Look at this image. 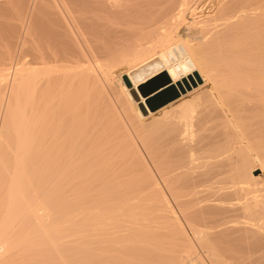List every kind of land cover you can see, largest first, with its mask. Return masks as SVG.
Returning a JSON list of instances; mask_svg holds the SVG:
<instances>
[{
  "label": "bare ground",
  "instance_id": "6f19581e",
  "mask_svg": "<svg viewBox=\"0 0 264 264\" xmlns=\"http://www.w3.org/2000/svg\"><path fill=\"white\" fill-rule=\"evenodd\" d=\"M85 1L76 2L81 13H27V20L23 17L17 23L2 13L12 0H0V176L4 175L8 194V203L2 200L7 207L0 213V264L20 251L25 240L16 239L15 231L22 224L31 229L26 233L31 235L28 241L43 243L44 250L39 246L36 251H43L53 264H201L162 186L181 208L212 264H264V196L250 186L256 176L249 170L240 172L243 168L238 164L247 155L239 163L232 159V153L248 151L243 152L245 145H264V4L222 0L225 4L219 3L214 12L224 10L221 18L189 16L184 35L174 46L181 57L175 60L168 49L161 54L163 64L153 55L159 52L166 26L177 24L191 7L202 12L208 2L176 0L162 10L142 0H89L87 5ZM139 56L150 60L132 70L139 74L134 80L128 65ZM115 77L119 88L113 97L107 90L113 88ZM162 89H173L177 96L149 110L146 97ZM189 94L174 105L175 113H170L172 108L162 110ZM205 98L209 108L221 109L222 103L228 111L225 115L219 110L224 114L221 118L216 115L222 122L219 130L210 127V131L205 124L212 123L215 115H207L211 121L206 122L202 115L200 126L201 115L198 118L196 113L193 120L195 107L202 106ZM158 110L167 123L172 118L178 121L172 122L176 125L168 140L172 162L159 173L162 186L143 167L147 175L137 177L139 187L129 192L133 185L117 186L127 169L115 158L125 152L122 142L131 137L124 136L129 127H143ZM238 119L247 122L241 131L236 129ZM194 122L198 123L195 132ZM204 127L212 133L206 135ZM110 135L116 141L104 140ZM192 138L197 140L193 145ZM194 156L206 162L195 163ZM223 166L225 171L219 173L233 168L240 180L218 187L213 185L216 180H203L209 170ZM231 177L234 181L238 176ZM49 190L57 192L53 195ZM139 191L160 193L157 207L150 211L138 207ZM49 198L61 218L56 213L52 228L47 225L54 219L50 224L46 220L51 211L46 209L52 205ZM233 212L243 219L233 224L222 221ZM205 220L211 224H199L202 229L191 224ZM169 221L184 241L181 248L174 249L167 235Z\"/></svg>",
  "mask_w": 264,
  "mask_h": 264
},
{
  "label": "rangeland",
  "instance_id": "374dc122",
  "mask_svg": "<svg viewBox=\"0 0 264 264\" xmlns=\"http://www.w3.org/2000/svg\"><path fill=\"white\" fill-rule=\"evenodd\" d=\"M74 1V2H73ZM87 1V2H86ZM85 2H86V5L87 4H90V2H89V0H86ZM143 1V3L144 4H146V2L147 1H150V3H153L152 4V6L154 5V8H160V9H162L163 10V8H165V7H170V6H172V5H174L175 3H176V0H175V2H174V0H142ZM194 1H196V0H193V1H191V3H193ZM198 2H200V1H205V2H208V4H207V7L202 11V12H195L194 11V7H191L190 8V10H189V12H188V15H187V13H185V15H184V17L179 21V22H177V24H175V25H173V24H168L166 27L168 28H166L165 29V31H164V34H165V37H164V40L159 44V52L157 53V54H155V55H153V58L154 57H159L160 58V60H161V62L163 63L164 61H163V59L161 58V54L163 53V52H165L166 50H168L169 49V52H170V54H171V56L176 60V59H178V58H180L181 56H180V53H178L177 52V49L174 47L179 41H180V37H182L183 35H184V31H185V28H186V24H187V21L189 20V18L190 17H196L195 19H197V18H201V17H204V16H207V15H214L215 17H217L218 18V16L221 18L222 16H223V12H224V10L222 11V12H219V13H214V12H216V9L218 8V6L220 5L219 3H222V5L223 4H225V3H230V2H232L233 0H223V1H225V3L224 2H222V0H212V1H210V0H197ZM196 1V2H197ZM238 1H243V0H234V2H237L238 3ZM254 1V0H253ZM259 1V2H258ZM260 1H261V4L263 5L264 4V0L262 1V0H255L254 1V3L252 4V6H254L255 5V7L257 6V7H259L257 4H260ZM17 2V3H16ZM19 1H16V0H12V3H10L9 5H7V9H6V11L4 10V9H2V10H4V12H2V13H8V15L9 16H11L12 18H13V21L14 22H17V23H21V21H20V19L22 20L23 19V17L27 20V17L25 16L27 13H81V11H79L80 10V7H79V5L77 4L78 3V0H23V3L22 4H20V2L18 3ZM77 2V3H76ZM240 2V3H241ZM263 2V3H262ZM15 4V5H14ZM19 5V6H18ZM24 6V7H23ZM58 9V10H57ZM225 9V8H224ZM227 10V9H226ZM229 12V11H228ZM1 13V12H0ZM221 14V15H220ZM22 16V17H21ZM190 16V17H189ZM21 17V18H20ZM185 18V19H184ZM187 20V21H186ZM170 25V26H169ZM170 27V28H169ZM160 30V29H159ZM158 30V31H159ZM169 30H170V32H169ZM167 33V34H166ZM26 36L28 37H26V40H27V42H26V45H29V36H28V34H26ZM178 48L180 49V51H181V47H179L178 46ZM150 60V59H149ZM148 59H146V56H139V57H137V58H135L133 61H130L129 62V65H128V67H129V73L134 69V68H136L137 66H139V65H141V64H143V63H145V62H147V61H149ZM157 60V59H156ZM170 61V60H169ZM157 63H159V62H157ZM169 63H171V62H169ZM164 64V63H163ZM154 65H156V63L154 64ZM164 67H167V66H165L164 65ZM124 69V67L123 68H121L119 71H118V73L120 72V71H124L123 70ZM179 70V69H178ZM176 71V74H179V71ZM131 74H132V78L134 79V80H137L138 78H139V74H138V71H136V70H134V71H132L131 72ZM174 75H175V73H174ZM130 76V75H129ZM115 79H117L116 77L115 78H113L112 79V89H109V90H107V91H110V93H111V95H109V96H112V93H113V97H114V95L115 94H117V91H118V89L117 88H119V81H117V80H115ZM125 79V78H124ZM130 79H131V77H130ZM126 84H128L129 85V83L127 82V79H126ZM116 85V86H115ZM207 88H212V85L211 84H208L207 85ZM115 89H116V91H115ZM112 90H114V92H112ZM139 92V91H138ZM108 93V92H107ZM110 93H108V94H110ZM133 93V92H132ZM188 97H191V94H189V95H187L186 97H182L181 99H178V100H176V101H174L173 102V104L171 105V106H166V107H164V109H162V110H165V109H168V111H170L169 109L170 108H172V109H174L173 111H172V109H171V112L170 113H175V111H177L178 109H176L177 107L176 106H174V105H177V104H179L181 101H183V100H185V99H187ZM205 100H206V98H205ZM203 101V103H206L205 105H203V103H202V106H196L195 107V113L193 112V114H195V116H193L194 118H193V120H195V118H196V115L198 116V118H199V116L201 115V117L202 118H197L198 119V121H200L199 122V126H200V123H201V120L203 119V116H207V115H212V116H210L209 115V117L211 118V117H213L214 115H215V117H213V119H214V121H215V119L216 118H218L219 119V117H217L216 115H218V114H220V112L221 111H219V110H221L222 109V112H224V114L225 115H228V111H227V109H226V107H224V105L221 103V105H220V107L219 108H221V109H218V108H213L212 106V108H209L210 106H207V100H206V102L204 101V100H202ZM209 105V104H208ZM222 106V107H221ZM176 107V108H175ZM216 109V110H215ZM226 109V110H225ZM162 110H158V111H156L153 115H150L148 118H146L145 119V122L147 123V124H145L144 123V125H142L143 127H133V128H130L129 127V129L127 130L128 131V133L127 132H125L124 133V136L125 137H127V135L128 136H131V137H128V139H126L125 140V138L123 139L124 141L122 142V144L123 143H125L124 145H125V148L127 149V150H125V148L123 147V151H125L124 152V154H121V153H119V152H121L120 150H119V152H117V153H119L118 155L119 156H117L116 158H115V163L117 162L118 164L117 165H121V166H123L124 164V166L126 167V171H127V175H126V172H125V176L124 177H126V178H124V177H122L121 178V181L119 182V184H117V186H123V187H125L124 185L126 184V183H128L127 184V187L126 188H128V187H130V185H133V186H131L130 188H128L129 190V192L130 191H132V189H133V191H135L136 192V190H135V187L139 184V182H138V180L140 181V179H142L143 177L142 176H144L143 174H145L146 173V175H147V172L149 171V173H151V177H153V179H155V180H158L157 182L158 183H160L161 184V182H160V180L158 179V176H160V174L162 173V171H161V169L163 168H166L167 166H165L164 167V165L165 164H167V165H169V164H171V162H172V158H173V153H171L172 151H173V146H171L172 144H170V140H171V136H169L170 134H172L173 132V130H174V128H173V130H172V127H174L176 124H174V125H172L173 123L172 122H174V123H177L178 121H176V120H174V121H172L174 118H172V119H170L171 120V122L170 123H167L168 121H165L164 119H166V118H164V116H163V111ZM211 110V111H210ZM214 112H213V111ZM213 114H212V113ZM169 113V114H170ZM197 113V114H196ZM169 114H167V115H169ZM224 114H220V118H221V116L223 115L224 116ZM171 115V114H170ZM203 115V116H202ZM204 117V121L202 120V122H206L205 120H207L209 117H206L205 118ZM153 118H155L154 120H153ZM162 118H164L163 120H162ZM209 118V120L211 121V119ZM218 119H216V122H214V124H213V122L211 123L210 121H208V122H210V123H205L206 125H208V127L210 128V127H216L217 128V126L219 127V126H221V124L220 123H222V122H220V121H218ZM159 120V121H158ZM239 120V119H238ZM237 120V122L235 123L236 124V129H238V131H241L240 129H243L244 127H245V125L246 124H244V123H247L246 122V120H244L243 119V121H245L244 123H242V121L241 120H239L238 121ZM197 120L195 121V122H198ZM154 122H156V123H154ZM164 122V123H163ZM194 122V123H195ZM220 122V123H219ZM161 123V124H160ZM216 123H218V124H216ZM198 124V123H197ZM196 123H195V126L193 127L192 126V128L194 129V132H195V130L197 129L196 127V125H197ZM204 123L202 124V125H205ZM216 124V125H215ZM220 124V125H219ZM244 126H243V125ZM146 125V126H145ZM149 125V126H148ZM214 125V126H213ZM162 126V127H161ZM164 126H166V127H164ZM203 127V126H202ZM201 127V128H202ZM208 127H206V129L208 128ZM171 128V129H170ZM215 128V129H216ZM240 128V129H239ZM193 129H192V132H193ZM199 129H200V127H199ZM199 129H198V134H200L201 133V135L203 136L204 135V133L206 134V135H208V133H212V132H210V131H212L211 130V128L209 129L210 131L209 132H207V130L205 129V127H204V130L203 131H205L206 130V132H204V133H202V132H200L199 131ZM218 130L219 129H221V128H217ZM171 130V131H170ZM202 130V129H201ZM214 130V129H213ZM217 131V130H216ZM164 132V133H163ZM215 132V131H214ZM213 132V133H214ZM126 134V135H125ZM130 134V135H129ZM132 134V135H131ZM164 134V135H163ZM193 134H195V133H193ZM195 136V135H194ZM196 136H197V134H196ZM200 136V135H199ZM114 139V137H112V135H110V139ZM194 138V137H193ZM192 138V139H193ZM107 139H109V137L107 138ZM107 139H104L106 142H109V143H112V142H114V141H116L115 139L112 141H110V139L109 140H107ZM169 140V141H168ZM197 140H198V137H197ZM196 140V141H197ZM118 141V140H117ZM134 141V142H133ZM136 141V142H135ZM195 141V139H193L192 140V145H193V142ZM195 141V142H196ZM194 142V143H195ZM203 142V141H202ZM103 144H105V142L103 141L102 142ZM135 143V144H134ZM128 144V145H127ZM123 145V146H124ZM174 145V144H173ZM246 147H248V148H245L244 146H242V148L244 149L243 150V152L246 150V149H248V151L246 150L244 153H242V149H240L239 150V153L237 154L236 152H234V153H232V159H233V161H235L236 159V161L239 163V162H241L242 160H241V158L243 157V156H245V154L247 155V156H245L244 158H243V161L242 162H244V163H248V164H246V165H248V166H244L243 167V164H242V162L241 163H239L238 165H239V169L240 168H243V169H241L242 171H240V172H242L243 174H247L249 171H250V173H251V175L254 177V176H256V177H254V179L256 180V182H255V180L253 179V183L254 184H251L250 186H252L251 188H252V190L253 189H255L254 191H255V194H259L260 196L262 195V197L264 196V145H263V147L261 146V145H253V144H251V146L250 145H245ZM259 147V149H257V147ZM250 147H252L253 149H251ZM254 147H255V150H254ZM261 148V149H260ZM257 149V150H256ZM260 150V151H259ZM118 151V150H117ZM127 151V152H126ZM164 151V152H163ZM249 151H250V154H249ZM116 153V152H115ZM126 153V154H125ZM169 155H168V154ZM235 153H236V155H235ZM130 154V155H129ZM116 155V154H115ZM124 155V156H123ZM236 157H235V156ZM113 156H114V154H113ZM249 156V157H248ZM251 156V157H250ZM194 157H196V156H194ZM240 157V158H239ZM247 157L249 158L248 159V162H246L247 161ZM246 159V160H245ZM203 160V161H202ZM206 159H202V157H196L195 159H194V161L193 162H195V163H198V164H203V163H205L206 161H205ZM238 160H241V161H238ZM245 160V161H244ZM153 161H155L154 163H153ZM200 161V162H199ZM205 161V162H204ZM120 162H125V163H120ZM167 162V163H166ZM120 163V164H119ZM159 165V164H161V165H159L158 167H156V166H154V165ZM131 165V166H130ZM138 167V168H137ZM143 167H145V168H143ZM246 167V168H245ZM248 167V168H247ZM145 169V171H147V172H142L141 170H143V169ZM205 169L207 168L208 169V167H204ZM203 168V169H204ZM225 167L223 166V167H220V168H217V169H213V170H211V172H210V170L208 171L207 169H206V172L208 171L209 173H210V175H209V173L207 172L206 174H205V177L207 176V177H209V178H205V177H203V180H206V179H209V180H216L215 181V183L213 184V185H216V187H218V185H221L223 182H227V183H232V182H236L237 180H240V177H239V175H237L238 174V171H236L235 169H233V168H231L232 169V171H231V169L230 168H228V172H229V169H230V172H231V175H228V176H226V173L227 174H230V173H228V172H225V174H224V172H222V173H219V172H221V171H225V169H224ZM251 170H250V169ZM146 169H148V170H146ZM204 169V170H205ZM0 170H1V168H0ZM158 170L160 171V172H158ZM243 170H245V171H243ZM247 170H249V171H247ZM254 170H257L258 172L256 173V174H254ZM138 171V172H137ZM216 172V173H213V172ZM234 171V172H233ZM134 172H136V173H134ZM236 172V173H235ZM245 172V173H244ZM132 173H133V175H132ZM160 173V174H159ZM211 173H213V175L214 176H216V177H214ZM233 173H234V175H233ZM155 174V175H154ZM216 174H218V175H216ZM220 174H224L225 175V178L223 179V177H224V175L222 176V175H220ZM1 175H2V171H1ZM212 175V177H214V178H211L210 176ZM238 177H237V176ZM135 177L134 178V180H133V178H130V177ZM220 176H222L221 178H219ZM231 176H233V177H237L236 178V180L234 179V181H231V180H233V178L231 177ZM241 176V175H240ZM137 177H140V179L139 178H137ZM228 178V180H227V178ZM231 177V178H230ZM0 202H4V203H0V213H4V211H5V209L3 210V208L4 207H7L6 206V204H5V201H6V199H7V197H8V194H7V190H6V187L4 188V184H5V179H4V175L3 176H0ZM129 178V179H128ZM211 178V179H210ZM216 178V179H215ZM231 180H230V179ZM239 178V179H238ZM152 178H150L149 177V181L151 180ZM135 180H137V181H135ZM219 180V181H218ZM2 181H4V183L2 182ZM221 181V182H220ZM2 182V183H1ZM134 182H137V183H134ZM148 182V181H147ZM176 181L174 180V183H175ZM207 182V181H206ZM205 182V183H206ZM216 182H217V184H216ZM121 183V184H120ZM230 183V184H231ZM135 184V185H134ZM160 184H159V186H160ZM176 184V185H175ZM175 184H172V186L173 185H175V187L176 188H178V185L179 184H177V182L175 183ZM229 184V185H230ZM1 185H3V186H1ZM161 186H162V184H161ZM160 186V187H161ZM249 186V187H250ZM123 187H121V188H123ZM138 187H139V185H138ZM174 187V188H175ZM215 186H214V188L213 189H215L216 188ZM162 188H163V190H162ZM171 188H173V187H171ZM204 187H202V189H203ZM206 188V187H205ZM251 188H250V190H251ZM2 189H4V190H2ZM49 189H51V188H49ZM54 188L52 187V190H53ZM52 190L50 191L49 190V194H51V193H53V195L57 192V190H55V192L53 191L52 192ZM161 190H162V192L165 194V193H167V194H165V196H166V198H167V200L168 201H171V202H169V204H170V206H171V204L173 205V207L171 206V208L173 209V211L175 212V215L177 216V219H178V221L180 222V224H181V226H182V228H183V231H184V233H185V235H186V237H187V239H188V241H189V243L192 245V248H193V250H194V252H195V254L197 255V257H198V259H199V261L201 262V264H202V262H203V264H210L212 261H211V259L209 258V257H207V255L203 252V251H205V250H203V247L201 248L200 246V244H199V242L197 243V241L195 240L196 239V237L193 235V231H192V227H190V224H188V220H186V218H185V215L183 214V212L181 211V208L177 205V203L174 201V199L170 196V194L165 190V188L162 186L161 187ZM165 191V192H164ZM206 192V190H204L203 189V194H205V192ZM259 191V192H258ZM134 192V193H135ZM139 192H141V193H139V196H140V199H139V201H141V202H137L138 203V207L139 206H144V209L146 210V211H150V208H156L157 207V205H158V199H159V196H160V193H153V192H149V191H139ZM253 193V192H252ZM49 194H47L48 196H49ZM92 194H96V193H92ZM101 194H103V193H101ZM109 194V193H108ZM51 196L50 195V197H54V196ZM107 195V194H106ZM112 195H113V193H112ZM58 197H61L62 195H60L59 193H58V195H57ZM56 196V197H57ZM64 196V195H63ZM91 196V195H90ZM94 195H92V197H93ZM99 196V195H98ZM104 196V195H103ZM150 197V198H149ZM168 197H169V199H168ZM171 197V198H170ZM98 199H101V196H99V197H97ZM149 198V199H148ZM264 198V197H263ZM50 199V198H49ZM2 200H5V201H2ZM8 200V199H7ZM6 203H8V201H6ZM48 203L49 204H52V200L50 199V201H48ZM140 203H142V204H140ZM5 204V205H4ZM136 204V203H135ZM48 205V204H47ZM46 205V206H47ZM4 206V207H3ZM72 206V205H71ZM2 207V208H1ZM51 207V208H50ZM73 207H75V206H73ZM48 209H46L47 211L48 210H51L50 211V213H46L47 215H46V220L49 222L48 224H50V222H51V219H54V220H52V223L50 224V226H48L47 225V227H51V225H52V227L53 226H55V225H53L54 224V221H55V223H56V213H57V216H58V210H56L55 211V209H54V206H53V204L52 205H49V207H47ZM50 208V209H49ZM178 208V209H177ZM180 208V209H179ZM73 209V208H72ZM45 210V211H46ZM152 210V209H151ZM54 212V213H53ZM177 212V213H176ZM234 213V212H233ZM233 213H226L225 215H224V217H223V219H222V221H227L228 223L227 224H233L235 221H238V220H242L243 218L242 217H240V215L238 214H233ZM2 214H0V215H2ZM48 214H49V216H48ZM55 214V215H54ZM183 214V215H182ZM52 215H53V218H52ZM232 215V216H231ZM234 216V217H233ZM59 217V216H58ZM57 217V221H58V219L60 218H58ZM161 218V220H164V217L161 215L160 216ZM238 218V219H237ZM0 219H1V216H0ZM50 219V220H49ZM61 219V218H60ZM59 219V220H60ZM232 220V221H231ZM164 222V221H163ZM182 222V223H181ZM187 222V223H186ZM198 223V225H197V223ZM203 222V223H202ZM207 222H208V224H207ZM207 222H206V220H205V223H204V221H201V223H200V221H195L194 223L192 222L191 224H192V226H193V228L195 227L196 229H202L203 227L202 226H199V224H201V225H203V226H206V224H207V226H209V220H207ZM171 224L172 225V222L171 221H169V222H167V224ZM184 223V224H183ZM196 223V224H195ZM211 224V223H210ZM23 225V226H22ZM22 225H20L19 227H18V229H16V231H15V233L16 234H18V235H15V236H17V237H15L16 239H20V240H25V241H22L21 242V244L23 243V245H21V247L19 248V250L20 251H18V253L16 252V250L14 251V252H16V253H14L13 252V255H11L10 257H8L7 259H6V261L4 260V263H2V264H46L47 262H49V260H50V264L52 263H54V262H52L51 261V259L50 258H47L46 256H45V258H44V255H42V253H43V251H41V252H39L40 251V249L38 250V251H36L37 250V248H39V246L41 247V248H43L44 247V244L43 243H41V242H39L40 244H37V245H33L32 244V242L31 241H28V239L29 238H31V235H29V236H27L26 235V233H28V234H30L31 233V229H29V227L28 226H24V224H22ZM51 227V228H52ZM1 228V227H0ZM205 228V227H204ZM2 229V228H1ZM24 230H26V231H24ZM1 231V230H0ZM187 231V232H186ZM25 232V233H24ZM177 233H178V231L176 230V228L172 225V227L170 228V231H169V234H167L168 236H170V238H171V243H172V246H174L175 248L174 249H177V248H181V246H183V245H181V244H183V242L184 241H182V238H181V235L180 234H178L177 235ZM188 234H189V236H188ZM27 237V239H25ZM69 239V238H68ZM178 239V240H177ZM66 240V239H65ZM187 241V242H188ZM27 243V244H26ZM176 243V244H175ZM194 243V244H193ZM19 245V246H20ZM28 245H30V246H28ZM199 245V246H198ZM25 246V247H24ZM172 246H170L171 248H172ZM25 249L26 251H29L30 253H28V252H26V251H24L23 249ZM201 248V249H200ZM35 250V251H34ZM42 250V249H41ZM43 250H44V248H43ZM202 251V252H201ZM20 252V253H19ZM21 252H23V253H21ZM219 252V251H218ZM35 253V254H34ZM37 253H40V256H39V254L37 255ZM81 253H83V252H81ZM205 254L206 256H204L203 254ZM44 254V253H43ZM80 253H78V255H79ZM36 255V256H35ZM81 255H83V254H81ZM81 255H79V256H81ZM32 256H34V259H31L32 258ZM38 256H39V258H38ZM43 256V257H42ZM200 256H201V258H202V260H201V258H200ZM44 258V259H43ZM207 258H209L208 260H207ZM46 259H49L48 261L46 260ZM47 264H49V263H47ZM212 264V263H211Z\"/></svg>",
  "mask_w": 264,
  "mask_h": 264
},
{
  "label": "water",
  "instance_id": "95a60500",
  "mask_svg": "<svg viewBox=\"0 0 264 264\" xmlns=\"http://www.w3.org/2000/svg\"><path fill=\"white\" fill-rule=\"evenodd\" d=\"M176 96H177V92L174 91L173 89L171 90L162 89L146 97L145 104L149 110L153 111ZM257 172H258L257 170H254V174H256Z\"/></svg>",
  "mask_w": 264,
  "mask_h": 264
}]
</instances>
